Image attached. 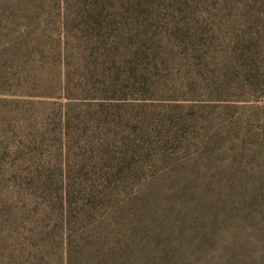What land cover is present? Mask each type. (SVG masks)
<instances>
[{
    "label": "rangeland",
    "instance_id": "rangeland-1",
    "mask_svg": "<svg viewBox=\"0 0 264 264\" xmlns=\"http://www.w3.org/2000/svg\"><path fill=\"white\" fill-rule=\"evenodd\" d=\"M183 184L264 187V0H0V264L258 262Z\"/></svg>",
    "mask_w": 264,
    "mask_h": 264
},
{
    "label": "trees",
    "instance_id": "trees-1",
    "mask_svg": "<svg viewBox=\"0 0 264 264\" xmlns=\"http://www.w3.org/2000/svg\"><path fill=\"white\" fill-rule=\"evenodd\" d=\"M205 190V187L183 184L172 193V196L175 197V207L170 206L165 210L166 217H170L167 238L169 239L171 233L172 235L176 234L177 240L175 242L180 246L186 243L187 245L190 244L192 248L204 249L210 245H221V237L218 236L222 234H218V231L220 228H225L232 232L229 251L235 253L236 248L241 247L242 252L255 253V256L258 257V262L254 257L250 260L251 264H264V187L249 192L248 200L238 203L237 206L231 205L225 210H212L209 215H214V218L207 225L200 226V234L189 237L185 225L174 224V216L180 212H185L188 221H190L189 226L198 222L200 218L208 217L206 210L203 209V201L198 199L199 192L202 196ZM210 228H212L211 233H207L206 230ZM238 229L244 238L237 235Z\"/></svg>",
    "mask_w": 264,
    "mask_h": 264
}]
</instances>
